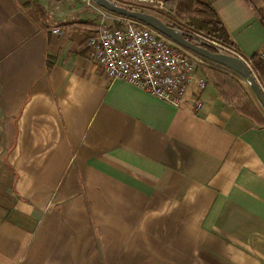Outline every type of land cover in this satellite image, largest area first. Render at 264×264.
<instances>
[{
	"label": "crops",
	"instance_id": "crops-1",
	"mask_svg": "<svg viewBox=\"0 0 264 264\" xmlns=\"http://www.w3.org/2000/svg\"><path fill=\"white\" fill-rule=\"evenodd\" d=\"M76 1L0 0V264H264V126L208 65L179 107L111 83ZM200 1L264 55V0Z\"/></svg>",
	"mask_w": 264,
	"mask_h": 264
},
{
	"label": "built area",
	"instance_id": "built-area-1",
	"mask_svg": "<svg viewBox=\"0 0 264 264\" xmlns=\"http://www.w3.org/2000/svg\"><path fill=\"white\" fill-rule=\"evenodd\" d=\"M135 1L154 9L164 8L160 0ZM89 2L93 1L89 0L88 4L99 12L101 20L88 36L86 48L90 59L111 83H128L174 107L182 104L192 84L198 83L200 89L206 87L207 81L198 79L197 72L201 65L216 66L214 63L141 21L112 14ZM110 19L112 24L107 22ZM54 33L62 34V31L57 29ZM190 37L197 44L202 43L222 52V46L227 47L201 33L190 34ZM236 56L241 57L239 53Z\"/></svg>",
	"mask_w": 264,
	"mask_h": 264
},
{
	"label": "trees",
	"instance_id": "trees-1",
	"mask_svg": "<svg viewBox=\"0 0 264 264\" xmlns=\"http://www.w3.org/2000/svg\"><path fill=\"white\" fill-rule=\"evenodd\" d=\"M163 2L168 11L174 13L180 19L188 21L193 28L238 52L224 25L210 5L200 0H163ZM66 27H70V25ZM77 27L94 28V31L97 28V26L81 24L77 25ZM188 40L192 41L190 35H188ZM210 48L212 51L215 50L212 47ZM248 61L264 89V57L256 54L248 59ZM216 66L221 69L212 68L209 70V75L222 98L240 115L260 126H264V116L242 84L241 80L243 79L226 68L219 65Z\"/></svg>",
	"mask_w": 264,
	"mask_h": 264
},
{
	"label": "water",
	"instance_id": "water-1",
	"mask_svg": "<svg viewBox=\"0 0 264 264\" xmlns=\"http://www.w3.org/2000/svg\"><path fill=\"white\" fill-rule=\"evenodd\" d=\"M92 1L99 7L112 14L141 21L157 30L158 32L162 33L163 35L167 36L185 49L214 64H217L236 73L248 83L257 100L264 109V89L261 86L250 64L242 57L230 55L218 49L212 51L208 45H204L202 43L197 44L193 40L190 41L188 40V35L185 32L166 24L163 20L152 14L128 9L126 7L118 5L113 0Z\"/></svg>",
	"mask_w": 264,
	"mask_h": 264
},
{
	"label": "rangeland",
	"instance_id": "rangeland-1",
	"mask_svg": "<svg viewBox=\"0 0 264 264\" xmlns=\"http://www.w3.org/2000/svg\"><path fill=\"white\" fill-rule=\"evenodd\" d=\"M89 0H77L76 2H78V8H82V7H90L88 4ZM163 2V0H160ZM91 3V2H89ZM94 3V2H93ZM91 3V5H96ZM164 3V2H163ZM118 5L126 7L128 9L131 10H135V11H141V12H146L148 14H152L158 18H160L161 20H163L166 24L170 25V26H175L178 29H181L182 31H184L185 33H188V35L193 34V33H201L202 35L210 38V36H208L205 33H202L200 31H198L197 29L193 28L188 21L182 20L179 17H177L174 13L168 11L164 5L163 9H154L148 5H142L138 2H136L135 0H119L117 2ZM59 12V10H58ZM108 24H111L110 22H108ZM222 50H224V52H226L227 54H231L236 56L238 53L234 50L229 49L228 47H224L222 46ZM249 63V61H247ZM217 65V64H215ZM209 67H213V68H219L218 66H214V65H208ZM251 66V65H250ZM223 69V68H222ZM232 73V72H229ZM242 84L244 85V87L246 88V90L248 91L249 96L251 97L252 101L256 104V106L258 107V109L262 112V115H264V109L262 108L261 104L259 103V101L257 100L256 96L254 95L253 91L251 90L250 86L248 85V83L244 80H241Z\"/></svg>",
	"mask_w": 264,
	"mask_h": 264
},
{
	"label": "flooded vegetation",
	"instance_id": "flooded-vegetation-1",
	"mask_svg": "<svg viewBox=\"0 0 264 264\" xmlns=\"http://www.w3.org/2000/svg\"><path fill=\"white\" fill-rule=\"evenodd\" d=\"M184 32V31H183Z\"/></svg>",
	"mask_w": 264,
	"mask_h": 264
}]
</instances>
